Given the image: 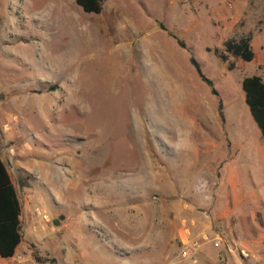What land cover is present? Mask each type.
<instances>
[{
  "label": "rangeland",
  "instance_id": "obj_1",
  "mask_svg": "<svg viewBox=\"0 0 264 264\" xmlns=\"http://www.w3.org/2000/svg\"><path fill=\"white\" fill-rule=\"evenodd\" d=\"M103 2L95 15L0 0V122L31 264H194L182 254L203 210L223 233L220 264H264V139L242 88L264 79V0ZM243 30L255 59L231 70L215 50ZM238 192L250 199L224 226Z\"/></svg>",
  "mask_w": 264,
  "mask_h": 264
},
{
  "label": "trees",
  "instance_id": "obj_2",
  "mask_svg": "<svg viewBox=\"0 0 264 264\" xmlns=\"http://www.w3.org/2000/svg\"><path fill=\"white\" fill-rule=\"evenodd\" d=\"M76 4L86 14L100 15L104 9L103 0H75ZM163 30L166 31L164 27ZM178 45L186 49V44L173 34H170ZM252 36H245L239 40H229L224 44L222 51L215 50L216 56L225 63L242 61L251 63L255 59V51L252 45ZM192 65L199 77L211 89L215 96H219L214 83L203 74L200 64L195 58L191 59ZM230 69L234 68V63H230ZM245 94V102L258 125L264 139V79L260 76L246 77L242 82ZM58 86L50 88L51 92L58 90ZM220 116L224 119L223 103L220 100ZM22 204L18 192L12 183L6 165L0 158V258L10 259L16 254L17 248L23 241L22 225Z\"/></svg>",
  "mask_w": 264,
  "mask_h": 264
},
{
  "label": "crops",
  "instance_id": "obj_3",
  "mask_svg": "<svg viewBox=\"0 0 264 264\" xmlns=\"http://www.w3.org/2000/svg\"><path fill=\"white\" fill-rule=\"evenodd\" d=\"M75 3H76V1H75ZM249 27H250V25H248V28ZM247 30H249V29H247ZM247 32L248 31H246V30L240 31L241 37L239 39H241L242 37L251 35V34L246 35ZM167 33L169 34V36H170V34H172V32H169L168 29H167ZM244 33H245V35H242ZM239 39H235V40H239ZM252 45L254 48L255 43L253 42ZM216 50H219V49H216ZM7 56H8V54H5V57H7ZM6 81H7V83L8 82L14 83L11 80H9V81L6 80ZM14 87L19 88V89L23 87L24 90H26V88H27L26 85H24V86L16 85ZM10 128H11L10 125H5L2 121L0 122V158L4 162V164L6 165L7 170L10 174V177H11L12 183L14 184V186L18 192V196L20 197L19 188L17 186V181L20 180L19 182L22 183V177H20L21 173L18 174V171H21V168H18V166L15 165L11 160L12 157L10 156V154L13 155V151L10 149V146H11V140L14 137V135L9 130ZM229 180L231 181V183H233V178L229 177ZM205 199L207 200V201H205V206L210 209V204L212 203V200H214V199H212L211 197H205ZM231 199L233 200V202H231V203H233L234 206L230 207V210L223 217H219V218H221L220 220H224L223 221L224 226L226 224L225 223L226 216L228 214H231L238 207L245 205V203L247 202L248 199H250V197H241V193L238 192L237 194L235 193V197H231ZM20 202H21V200H20ZM22 209H23V207H22ZM196 215H197V219H196L197 225L192 228V232L194 233L195 230L198 231L197 238L199 240L205 234L209 235L212 238L211 242L203 245L200 253L198 254V258L200 259L201 264H220V262L223 261V259H221V256H222L221 249L222 248L218 247L216 245L215 240L221 238V235L223 233L221 231H217V229H216L218 219L214 216L215 214L213 213V211H210V210H203L202 212H197ZM20 221H21V225L23 226V212H22V216L20 218ZM22 231H23V228H22ZM185 232H186L185 234L189 233L188 230H185ZM22 234H23V232H22ZM187 237H188V235H184V238H187ZM223 245H225V242L223 243ZM228 245H231V247L233 246L231 243ZM31 263H32V261L30 258V253H29L28 247L25 245L24 236H23V241L20 244V246L17 248L16 254L13 258H10V259L0 258V264H31ZM230 263H231V261H229V264Z\"/></svg>",
  "mask_w": 264,
  "mask_h": 264
},
{
  "label": "built area",
  "instance_id": "obj_4",
  "mask_svg": "<svg viewBox=\"0 0 264 264\" xmlns=\"http://www.w3.org/2000/svg\"><path fill=\"white\" fill-rule=\"evenodd\" d=\"M38 214L41 215V212H38ZM46 219H47V217H46ZM211 241H212V238L209 235H207V234L203 235L200 240L197 239V240L191 242L189 247H187L183 251L182 257L184 259H191V260H193L194 264H197L198 263V254L200 253L203 245L206 243H209ZM215 242H216V245L218 247H222V244L224 241L222 238H219V239H216ZM229 247L231 248V245H229ZM230 251H232V250H230ZM242 254L245 257H248V254L246 253V251H242Z\"/></svg>",
  "mask_w": 264,
  "mask_h": 264
}]
</instances>
